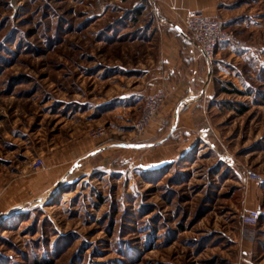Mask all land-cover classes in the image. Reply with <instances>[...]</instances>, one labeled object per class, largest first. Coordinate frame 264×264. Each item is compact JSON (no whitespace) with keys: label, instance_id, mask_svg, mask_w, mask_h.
Here are the masks:
<instances>
[{"label":"rangeland","instance_id":"rangeland-1","mask_svg":"<svg viewBox=\"0 0 264 264\" xmlns=\"http://www.w3.org/2000/svg\"><path fill=\"white\" fill-rule=\"evenodd\" d=\"M215 17L243 44L215 54L170 155L151 129L170 87L143 134V103L99 104L143 81L147 0H0V264H264V215L242 220L264 210V0Z\"/></svg>","mask_w":264,"mask_h":264},{"label":"crops","instance_id":"crops-1","mask_svg":"<svg viewBox=\"0 0 264 264\" xmlns=\"http://www.w3.org/2000/svg\"><path fill=\"white\" fill-rule=\"evenodd\" d=\"M148 3L154 18L151 23L152 29L149 32L145 31L144 35L149 33L148 37L146 36L147 42L153 47L149 53L155 58L151 60V54H148L147 62L143 64L144 78L136 90H131L130 93L125 91L126 93L123 92L120 96L109 98L99 104L116 106L122 104L119 103V99L120 101L124 99L122 97H125V100L129 99L127 104L130 103V105L142 103L144 95L155 90V87L147 85L148 81L154 80L157 85L166 82L172 90V98L175 97V104L185 97L188 98L190 104L185 106L176 122L171 114V111H176L174 102L166 103L155 123L156 126L153 125L151 129H154V133L158 135L156 141L159 147L165 145L170 155L182 154L188 146L177 138L180 134L191 135L193 126L185 124L184 121L186 119L188 121L191 115H197L188 108L196 106L202 94L208 93L213 74V65L206 61L203 53L184 30L183 18L191 10H200L208 16H215L219 10V0H152L151 3L147 0ZM225 45L222 44L219 49L221 50ZM146 78H148L147 81ZM116 143H113V147ZM97 151L88 152L95 154ZM88 152L83 158L89 155ZM150 164L148 163V169L160 167L150 166ZM11 208L1 209V217L8 214Z\"/></svg>","mask_w":264,"mask_h":264},{"label":"built area","instance_id":"built-area-1","mask_svg":"<svg viewBox=\"0 0 264 264\" xmlns=\"http://www.w3.org/2000/svg\"><path fill=\"white\" fill-rule=\"evenodd\" d=\"M149 2L151 3L152 0H149ZM183 24L184 30L198 46L208 63L213 61L217 50L222 44H243L233 33L226 30L223 20L215 16H208L200 10L189 11L183 18ZM147 85L155 87V90L145 94L143 97L142 110L133 126L137 134H143L156 118L164 102L167 100L170 90L166 82L157 85L154 80H150L147 82ZM104 133L105 130L102 128L94 132L97 136ZM36 161L40 166H44L40 158ZM246 176L251 179H260V175L251 168L246 170ZM263 215L264 210L259 205L253 209L246 210L242 216V220L244 224L256 225Z\"/></svg>","mask_w":264,"mask_h":264}]
</instances>
